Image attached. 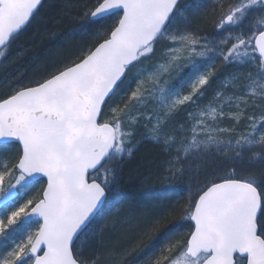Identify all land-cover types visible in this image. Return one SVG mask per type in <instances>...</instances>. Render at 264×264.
<instances>
[{
    "label": "snow or ice",
    "instance_id": "snow-or-ice-1",
    "mask_svg": "<svg viewBox=\"0 0 264 264\" xmlns=\"http://www.w3.org/2000/svg\"><path fill=\"white\" fill-rule=\"evenodd\" d=\"M40 5L0 0V58ZM83 7L81 30L99 25L97 42L0 98V248L10 247L0 264H124L133 252L146 256L141 264H264V170L241 167L264 169V0ZM162 42L177 46L156 57ZM218 60L232 71L201 104ZM183 61L186 93L183 79L170 84ZM142 140L168 156L165 179L194 182L187 202L168 208L171 238L156 246L157 221L146 241L121 251L103 242L102 210L118 195V166Z\"/></svg>",
    "mask_w": 264,
    "mask_h": 264
},
{
    "label": "trees",
    "instance_id": "trees-1",
    "mask_svg": "<svg viewBox=\"0 0 264 264\" xmlns=\"http://www.w3.org/2000/svg\"><path fill=\"white\" fill-rule=\"evenodd\" d=\"M187 2L188 0H181L180 3L183 5ZM92 3L93 0L44 1L30 24L11 43L5 57L0 58V98L9 94L11 87L17 83L29 85L30 82L41 79L51 72L54 66H60V62L65 58L97 42V37L93 33L99 25L84 22L82 32L79 31L76 35L71 34L74 29H82V15L85 10L83 5L91 6ZM107 23L111 21L105 22ZM73 27L76 28L72 29ZM217 69L218 82L226 73L232 71L231 68H222L221 65L217 66ZM130 78L131 75H129ZM123 87L124 85H121V88ZM209 99L211 97L206 96L200 103L207 104ZM139 131L141 132L142 129ZM138 136L140 135L134 136V140H140ZM167 160L168 156L160 145L142 140L133 150L132 155L125 157L118 166V188L121 199L106 212V218L112 227L108 228L112 230V232L109 231V235L112 233L114 243L120 241L117 235H113L114 232L121 230L129 232L128 238L139 235L140 241H146L145 233L157 221H159L155 227L157 247L175 234L173 217L166 213L169 206L175 205L177 201L181 206L186 203L188 194L175 195L177 197L174 196L165 202L168 207L165 206L166 204L159 207H138L139 201L143 198L142 195H152L153 189L161 192V187H164L162 178L165 176L164 167ZM241 167H244V163ZM252 167L257 175L264 170L259 164ZM42 183L43 181L33 187L41 188ZM130 202L133 204H129ZM138 212L139 218L135 225H128L132 220L127 219H134L133 217L138 216L136 215ZM124 215H128L127 218ZM123 221H126L128 226L123 227ZM189 227L190 225L185 223L183 231H187ZM102 235L104 239L107 232ZM135 261H140L136 264L141 263L140 258H136Z\"/></svg>",
    "mask_w": 264,
    "mask_h": 264
},
{
    "label": "rangeland",
    "instance_id": "rangeland-1",
    "mask_svg": "<svg viewBox=\"0 0 264 264\" xmlns=\"http://www.w3.org/2000/svg\"><path fill=\"white\" fill-rule=\"evenodd\" d=\"M82 32V30L81 29H77V30H74V31H72L71 32V34L72 35H76L78 32ZM166 46H177V45H172L171 44V42H162V43H160L158 46H157V48H156V57H159L160 55H161V51H162V49H164ZM156 57H153L152 58V60H155L156 59ZM152 61H145L144 63H151ZM218 63H220L221 64V62L218 60L217 62H216V64H218ZM187 64H188V62L187 61H183L182 62V64H181V66H180V68L179 69H177V70H175V71H173L172 73H171V78H170V84H177V82L178 81H180V80H182L183 79V81H184V91H185V93L187 92V90H188V85L191 83V80L190 79H187V76H188V73H189V71H190V69H189V67L187 66ZM203 70V69H202ZM134 71V70H133ZM230 72V71H229ZM129 75H131L132 76V72H130L129 73ZM222 78H224V77H222ZM40 79V78H39ZM193 79H194V77H193ZM221 80H223V79H221ZM220 80V81H221ZM219 81V82H220ZM218 82V80H217V78H215V79H213V81H212V86H211V88H209L208 89V91H207V93H206V96L207 97H212V95L214 94V90L216 89V87H217V84L219 83ZM132 87L134 88L135 87V84L133 83L132 84ZM228 94H230V93H225V95H228ZM237 94H239V93H237ZM203 100V99H202ZM201 102V101H200ZM191 110V109H190ZM226 111H227V109H226ZM227 123H228V121L227 120H225L224 121V123L221 125L222 127H228V126H230L229 124L227 125ZM143 131V130H142ZM141 131V132H142ZM139 138H141L140 136H138ZM125 157H127V156H125ZM177 181H179L181 184H182V187H185V191H187V188H188V185L190 184V183H193L194 181H192V180H189L187 177H182V178H178L177 179ZM40 188L39 187H33V188H31V189H29V190H27L26 192H24L23 193V195H22V197H21V199L19 200V202L17 203V205H15V206H19V203H23L25 200H27L29 197H31V196H33L38 190H39ZM118 192H119V188H118ZM188 192V191H187ZM115 199H117V195L115 196V197H113V198H110L108 201H110V202H113ZM169 199H167L166 201H164V202H167ZM9 211H11V209H9ZM136 215H138V216H135V217H133L134 219H127L128 221H131L132 220V222L130 223V224H128V225H131V226H134L135 225V223H136V220H138V218H139V212L136 214ZM103 216V215H102ZM127 216L128 215H124V217L125 218H127ZM105 219H107L106 218V214H104V216H103ZM104 221H103V219L101 220V223H103ZM122 224H124L123 225V227H126V226H128L127 225V223H126V221H123V223ZM37 227V225L35 224V223H31V224H28L27 225V227H24V234H25V236H26V233H27V231L28 230H35V228ZM109 229L110 228H112L111 227V223L109 224V227H108ZM114 228V227H113ZM107 230V231H105V232H107V235L105 236V238L103 239V242H104V244L105 245H112V244H114V245H116L117 246V249L118 250H130L131 248L133 249L137 244H140L142 241H140V236L139 235H136L135 237H133V238H128L130 235H129V232L127 233V231H125V230H121V231H119V232H114V236L115 235H117V237H119L120 238V241H118V242H116V243H114V240H112V233H110V235H109V231L110 232H112V230ZM115 230V229H114ZM146 229H144V231H145ZM22 237L21 236H17L16 237V241L17 242H19V240L21 239ZM137 238H139V240H137V241H135V239H137ZM118 238H116V240H117ZM112 241V242H111ZM8 250H10V247H8V248H0V252H6V251H8ZM136 255H135V253L133 252L131 255H129L128 257H126V259H125V261H124V264H134L133 263V261L134 260H136ZM137 258H140L141 259V262H143L145 259H146V256L145 255H140L139 257H137ZM140 261H138V263H139ZM106 264H111V262L109 261V262H106ZM141 264V263H140Z\"/></svg>",
    "mask_w": 264,
    "mask_h": 264
},
{
    "label": "bare ground",
    "instance_id": "bare-ground-1",
    "mask_svg": "<svg viewBox=\"0 0 264 264\" xmlns=\"http://www.w3.org/2000/svg\"><path fill=\"white\" fill-rule=\"evenodd\" d=\"M44 1L45 0H43L42 4L44 3ZM42 4H41V6H42ZM74 28H76V27H73L72 29H74ZM220 65H221L220 63L217 64V66H220ZM228 124H229V122L227 123V125ZM255 165H257V164H255ZM255 165L250 166L245 162L244 168L252 167ZM164 177L162 178L163 183H164L162 186H164V187H161L162 188L161 192H156V191H154L155 189H153V191L151 193H153V192L154 193L152 195H149V194L148 195H142L143 198H141V200L138 203L139 208H143V206H145V207H149V206L150 207H159L162 204H166L164 201H166L167 199L171 200L172 198H174L175 195H180L183 193L186 195L188 194V192L185 191V187H182V184L179 181H177V179L176 180H168V179H165ZM175 197H177V196H175ZM120 199H121V192L119 191L118 195H117V199H115L113 202L108 201L103 206L102 215L104 216V214H106V212H108L109 209H111L114 206V204ZM135 202L136 201H134V203ZM129 204H133V203L130 202ZM165 206L168 207L167 204ZM137 240H139V238L135 239V241H137ZM133 263L136 264L138 262L134 260Z\"/></svg>",
    "mask_w": 264,
    "mask_h": 264
},
{
    "label": "water",
    "instance_id": "water-1",
    "mask_svg": "<svg viewBox=\"0 0 264 264\" xmlns=\"http://www.w3.org/2000/svg\"><path fill=\"white\" fill-rule=\"evenodd\" d=\"M42 2H43V0H41V4H42ZM40 6H41V5H40ZM40 6H39V8H40ZM39 8H38V9H39ZM35 14H36V13H35ZM29 23H30V22H29ZM29 23H28V24H29ZM28 24H27V26H28ZM27 26H26V27H27ZM26 27H25V28H26ZM25 28H24V29H25ZM24 29H23V30H24ZM23 30H22V31H23ZM22 31H21V32H22Z\"/></svg>",
    "mask_w": 264,
    "mask_h": 264
}]
</instances>
